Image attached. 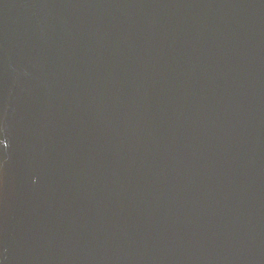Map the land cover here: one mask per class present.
Returning <instances> with one entry per match:
<instances>
[{
    "label": "water",
    "instance_id": "obj_1",
    "mask_svg": "<svg viewBox=\"0 0 264 264\" xmlns=\"http://www.w3.org/2000/svg\"><path fill=\"white\" fill-rule=\"evenodd\" d=\"M0 264H264V0H0Z\"/></svg>",
    "mask_w": 264,
    "mask_h": 264
}]
</instances>
